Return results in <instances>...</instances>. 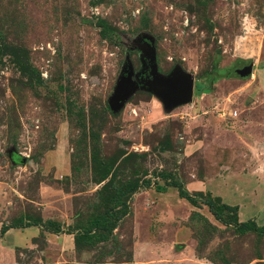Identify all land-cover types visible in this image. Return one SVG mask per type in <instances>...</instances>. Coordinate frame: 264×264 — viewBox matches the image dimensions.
Instances as JSON below:
<instances>
[{
    "label": "rangeland",
    "instance_id": "rangeland-1",
    "mask_svg": "<svg viewBox=\"0 0 264 264\" xmlns=\"http://www.w3.org/2000/svg\"><path fill=\"white\" fill-rule=\"evenodd\" d=\"M149 47L160 74L193 76L192 100L166 110L138 85L111 111ZM263 57L264 0H0V228L32 224L0 237V264H264V234L201 203L264 226Z\"/></svg>",
    "mask_w": 264,
    "mask_h": 264
},
{
    "label": "water",
    "instance_id": "water-1",
    "mask_svg": "<svg viewBox=\"0 0 264 264\" xmlns=\"http://www.w3.org/2000/svg\"><path fill=\"white\" fill-rule=\"evenodd\" d=\"M144 52L148 60L144 63V70L140 74L138 82L132 79V69L129 65L122 68L114 89L108 98L110 110L115 112L122 108L138 85L154 93L162 101L166 110L178 104L190 102L194 94L193 76L182 71L179 67H175L167 75H162L158 72L153 48H146ZM251 70L252 62L249 61L248 64L230 71L245 77L250 75Z\"/></svg>",
    "mask_w": 264,
    "mask_h": 264
},
{
    "label": "trees",
    "instance_id": "trees-1",
    "mask_svg": "<svg viewBox=\"0 0 264 264\" xmlns=\"http://www.w3.org/2000/svg\"><path fill=\"white\" fill-rule=\"evenodd\" d=\"M101 27V35L105 38H114L118 39L117 32H111L109 29L105 27V24L99 22ZM209 88H205L203 86H199L198 92L201 90H208ZM106 177V173L103 174V178ZM170 186H175L178 188V195L181 198L186 199L191 204L195 206H199L196 198L190 195L183 187H181L177 182H170ZM137 187L135 183H128L122 188H119L115 191V197L111 196L110 199L114 200V203H118L121 196L128 195L129 193L133 192ZM156 190L159 192H165V186H156ZM203 205H206L210 213L214 216V218L224 224H234L239 232H246V231H253L258 232L260 234H264V226H259L257 223L252 220L248 219L245 221H239L237 217V205H229L227 203L221 202L218 197H212L210 193H207L206 196L201 201ZM109 212L105 210L104 212L100 213L96 218L92 220V228L98 232L97 236L100 239L106 238V232L109 231ZM51 222H48V224ZM39 223H34V225H38ZM32 224H25V225H18V224H2L0 228V237L9 229L11 228H19V227H26ZM52 231H57V228H52Z\"/></svg>",
    "mask_w": 264,
    "mask_h": 264
},
{
    "label": "crops",
    "instance_id": "crops-1",
    "mask_svg": "<svg viewBox=\"0 0 264 264\" xmlns=\"http://www.w3.org/2000/svg\"><path fill=\"white\" fill-rule=\"evenodd\" d=\"M262 61H264V57H263V60ZM258 70V73H261V71L263 70L262 68H260V69H257ZM255 77H257L256 78V86L257 87H259V88H261L262 90H264L263 88H264V81L259 77V74H254V78ZM8 231V230H7ZM6 231V232H7ZM5 232V233H6Z\"/></svg>",
    "mask_w": 264,
    "mask_h": 264
}]
</instances>
